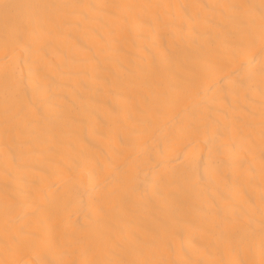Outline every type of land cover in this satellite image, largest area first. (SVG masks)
<instances>
[{
    "label": "bare ground",
    "instance_id": "1",
    "mask_svg": "<svg viewBox=\"0 0 264 264\" xmlns=\"http://www.w3.org/2000/svg\"><path fill=\"white\" fill-rule=\"evenodd\" d=\"M0 264H264V0H0Z\"/></svg>",
    "mask_w": 264,
    "mask_h": 264
}]
</instances>
